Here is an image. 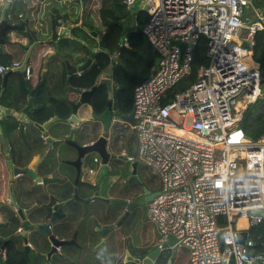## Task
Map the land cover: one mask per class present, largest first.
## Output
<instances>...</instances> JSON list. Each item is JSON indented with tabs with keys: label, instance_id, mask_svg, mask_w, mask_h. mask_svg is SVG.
<instances>
[{
	"label": "built area",
	"instance_id": "1",
	"mask_svg": "<svg viewBox=\"0 0 264 264\" xmlns=\"http://www.w3.org/2000/svg\"><path fill=\"white\" fill-rule=\"evenodd\" d=\"M137 1L123 4L133 8ZM141 10L147 14L141 31L158 61L133 90L128 124L137 150L126 161L145 165L159 180L158 194L144 206L158 233L155 247L174 237L167 250L183 246L187 264H230L231 257L233 264H264V246L249 235L264 224V132L248 139L241 127L245 110L264 101V68L255 59L256 45L264 49V5L145 0ZM202 40L207 63L189 82ZM119 45L127 46L126 37ZM19 64H1L0 73ZM30 74L27 64L26 80ZM92 163L87 175L99 170V158Z\"/></svg>",
	"mask_w": 264,
	"mask_h": 264
},
{
	"label": "trees",
	"instance_id": "2",
	"mask_svg": "<svg viewBox=\"0 0 264 264\" xmlns=\"http://www.w3.org/2000/svg\"><path fill=\"white\" fill-rule=\"evenodd\" d=\"M14 2L17 0H13ZM83 2L84 13L82 25L79 28L73 29V32L82 36L87 41L89 40L93 48H98L91 66L79 73L63 76L61 82L58 80L60 93L62 98L58 99L48 97L41 94V90L36 92L35 102L36 107L30 112V117L34 122L43 124L47 122L53 115L60 118L59 122L51 125L55 128L56 137L62 138L64 141L55 150L48 151L46 157L37 167V173L41 176H51L55 180L46 184L33 185V179L27 175H19L14 181V192L20 206L32 209L29 211V219L34 223L45 222L51 213V207L57 203L72 197L74 190L77 189L82 198H88L93 195L98 188L101 198L95 199L87 204H84L78 199H71L65 203L62 209L66 215L56 220L52 224L53 233L61 239H70L76 234L77 245H64L62 254L52 255L50 264H114L116 257L119 254L117 242L118 230L109 231L102 239L101 233L97 228H104L114 225L125 212V206L119 203L105 201L103 198L118 199V200H135L143 194V189L146 188L150 192L159 190L158 179L153 175L148 167L138 163L137 177L140 183L129 181L128 176L120 175L129 171L127 162L119 158V155H136L137 142L134 131L126 122L124 125L117 126L111 133V150L112 158L109 162L110 169H120V173L115 175L111 182L105 185L104 180L99 184L95 180L80 178L77 183L74 179L76 176L75 168L63 161L68 160L65 157L69 155L72 160L76 157V151L65 144V141L70 139L74 134L75 139L80 144H85L96 139L100 133V127L96 123H90L89 120L79 123L74 127H70L66 122L70 116L71 108L66 101V95L72 94L67 92V86L88 89L93 86L99 76L108 71L112 84L116 88L113 94V103L116 109L122 114H129L132 110L133 90L134 87L148 79L156 66L158 56L152 49L150 43L144 36L141 30L136 29V26L143 27L147 14L144 10L135 11L126 8L123 0H81ZM99 1V2H98ZM5 2V0H4ZM98 8V9H97ZM102 19L101 24L103 30L97 28L92 20L95 10ZM119 11V12H118ZM8 14L15 16L18 14L16 6L8 10ZM133 15L136 19V25L132 26L127 32L121 24V21L128 16ZM89 31H95L96 36H91ZM124 36L127 39V46H120V38ZM101 43V48L98 44ZM91 51L85 48L84 56L79 59L78 63L84 62ZM117 53L116 57L112 55ZM5 55H0V62H3ZM255 59L260 66L264 68V49L260 44L255 48ZM5 62V61H4ZM32 64L35 60L31 61ZM30 65V78L25 79V76L20 72H13L18 75L17 85L14 90L6 89L4 96L9 97L8 107L19 109L20 102L26 98L27 91L24 84L32 77L33 65ZM207 59L204 55V41H201L200 46L195 52L193 62L191 64V73L188 81H194L197 76V69L200 65L206 64ZM35 65V64H34ZM182 86L177 88L180 91ZM2 92V77L0 75V93ZM11 92V95H10ZM107 87L99 86L97 91L92 96L93 113L99 114L106 107ZM34 95V96H35ZM73 97V94L71 95ZM71 97V98H72ZM3 99L2 103H5ZM7 128H3L4 134L10 138L18 132L17 122L10 120L6 124ZM241 127L248 139H256L264 132V101L256 106L249 107L244 112V119L241 122ZM53 130V129H52ZM13 133V134H12ZM19 133V132H18ZM32 134V135H31ZM16 143H13L14 151L12 156L16 164L22 168L28 167L34 157L42 154L46 149L44 138L37 129L30 124L27 130L26 143L23 142L19 133ZM12 139V138H11ZM63 150L62 157L58 158L56 151ZM5 175V174H4ZM4 186V185H3ZM6 190H3V192ZM0 245L2 240L11 238L20 227V222L16 211L8 204L4 203L0 206ZM250 237L257 243L258 248L263 249L264 243V224L249 232ZM19 238L11 239L14 242L13 250L7 252V257L4 263L12 264L17 261L16 256L12 254L19 251L17 242ZM30 240L34 245V264H45L47 261L44 253L49 250V241L47 235L42 231L32 232ZM177 251V246L170 250H164L157 258L156 264H168V260L174 252L171 259V264H185L188 262V252L185 248ZM18 253V252H17ZM32 257V258H33ZM31 258V260H32ZM185 258L186 260H183ZM19 264H28L22 257L19 258Z\"/></svg>",
	"mask_w": 264,
	"mask_h": 264
},
{
	"label": "crops",
	"instance_id": "3",
	"mask_svg": "<svg viewBox=\"0 0 264 264\" xmlns=\"http://www.w3.org/2000/svg\"><path fill=\"white\" fill-rule=\"evenodd\" d=\"M4 3L9 4V9L16 6L18 14L15 16L9 15L8 17L9 19L11 18V20H13L15 24H23V26L20 29L10 31L4 44L0 46V55H5V59L3 60V62H0V65L10 64L12 61L21 63L27 52H29L28 64L31 61L35 60V65L31 62V64L33 65L32 77L29 81L25 80L26 83L24 84V88L27 91V95L25 100L23 102H20L19 109L8 107L7 105L9 103V99L11 98H9L8 96H4V91L6 89L11 91L15 89L17 85L18 75L11 72L6 80L5 85H3L2 78V92L0 93V146H5V143L7 141L16 143L17 137L19 138V131L15 132L14 136H12L11 139L10 136L7 137L4 134L3 128H7L6 124L10 120H14L15 122H17L18 127L21 121H27V118L22 112V109L27 104L30 92L38 86V91L41 90V94L46 95L45 98H62L63 96L60 93V90L56 88H59L58 80L61 82L63 76L68 75L65 62L67 61L72 65L81 64L78 63V61L84 56L85 48H87L89 51L96 50V48L92 47L89 40L87 41L82 36L77 35L73 32V29L79 28L82 25L85 6L83 5V2L81 0H17L15 2L13 0H5ZM2 7L0 8V14ZM4 73H0L1 77ZM71 95L72 94H67L66 97L71 99ZM35 97L36 95L33 97L32 110H34L36 107ZM3 99H6V104L2 103ZM90 111V107L86 105L81 106L78 109L77 116L81 120L80 123L85 122L90 118ZM29 125L30 124L26 125L24 136L27 135ZM68 125L70 127H74L77 125V123L72 124L68 122ZM52 129L51 131L49 130V132L52 136L56 137L55 128L52 127ZM5 151L6 154H1L0 152L1 161H3V155L6 157V159L13 158V154L11 152H8L6 148ZM62 151L63 150L56 151V155H59L57 156L58 158H64L61 156V154L63 155ZM65 158L70 160L69 155ZM12 160L15 159L13 158ZM62 160L65 161V159ZM93 166L94 164L92 163V160L90 164H88V162H86L85 160L82 168V173L84 174V176L82 174L80 178H87L96 181L98 170L95 174L89 176L85 173L88 167ZM3 173L5 174L3 175L4 186L0 189V198L2 199L5 198L4 196L6 194L5 191L3 192V190L7 191V186L9 183L7 172L5 171ZM138 211V209L133 210L128 218V221H126L122 229L118 230L117 242L120 241L123 244V250L125 248V241H127L128 238L131 239L132 237L131 229H127L128 225L131 221H133L132 223H134L138 220L137 217L135 218V214ZM60 212L65 211L61 208ZM19 230L20 228L18 229V231ZM137 236L140 239L139 232ZM118 237L120 238L118 239ZM28 244L30 246V249L27 254H23L21 251L22 241L17 244L19 251H15V253L12 254L14 257L16 256L17 261L12 264H19V258L21 257V255L28 262V264H34V245L30 239H28ZM62 247H60V254H62L63 251ZM150 247L153 248L152 246ZM122 254L124 256L123 251ZM6 257L7 255L4 253V251H2L0 253V263H4ZM117 257V261H119L120 254H118ZM49 262L50 260L47 259L45 264H50ZM122 264L124 263L122 262Z\"/></svg>",
	"mask_w": 264,
	"mask_h": 264
},
{
	"label": "water",
	"instance_id": "4",
	"mask_svg": "<svg viewBox=\"0 0 264 264\" xmlns=\"http://www.w3.org/2000/svg\"><path fill=\"white\" fill-rule=\"evenodd\" d=\"M9 4L4 3L3 7L1 9V14H0V46L4 44L6 41L7 35L10 31L20 29L23 24H15L12 23V21L9 19ZM264 13V11H263ZM136 29L141 30L140 26H136ZM90 35L96 36L97 40V33L95 31H89ZM122 36L119 40L121 43L123 40ZM172 44H176L181 48V51L183 50V45L173 41ZM245 45H247L245 43ZM98 47L101 48V43L98 44ZM0 53H1V48H0ZM97 53V50H92L89 54V56L82 62L81 64L78 65H72L69 62L66 63V70L68 75H73L77 73H81L85 70H87L91 64L92 61ZM28 56L29 52H27L26 56L24 57L23 61L19 64V66L13 68L10 71L5 72L2 75L3 78V85H5L6 80L11 72H20L21 74L24 75V70L26 65L28 64ZM105 85L108 89V92L111 93V88H112V80L110 78V74L105 71L103 72L99 78L97 79L96 83L91 86L88 89H81L78 87H73L71 85L67 86L68 92L73 94V97L71 99L66 98V101H68V104L70 105L71 112L70 116L67 118L66 122L68 123H80V118L77 116V111L81 106H88L91 107L92 105V96L94 93L97 91L99 86ZM39 87H35L31 92L27 100L26 106L22 109V112L25 114L27 121H21L18 127V131L21 135V137L26 141L25 139V128L27 124H32L37 131L42 135L44 138L45 145L47 146V149L39 155H36L32 163L26 167V168H19L17 166H14L11 161L8 159L5 161L4 166L6 167V170L8 172V186H7V191L5 194V198H0V206L4 203L12 206L14 210L16 211V214L18 215V219L20 222V230L18 234H16L15 238H22L23 243H24V254H27V252L30 249V246L28 244V239H30L32 232L35 231H42L47 235L48 241H49V250L44 253L46 258L50 260L52 255H60L59 251L57 248H60L64 245L68 244H74L77 245L76 241V234H74L70 239H61L57 238L56 235L52 231V224L58 220L63 218L66 215V212H60V209L65 205L66 202H68L71 199H78L82 201L84 204H87L95 199L101 198L99 196V190L98 188L94 191V194L88 198H82L78 190L75 189L74 193L71 198L66 199L61 202L55 203L51 207V213L49 218L43 222V223H34L29 219L28 213L32 209L30 208H24L20 206V204L17 201L15 192H14V181L19 175L27 174L33 179V185L37 184H46L48 182H51L55 180L54 177L51 176H41L38 175L37 173V167L44 158L46 157L48 151L50 150H55L62 144L64 141L60 137H54L51 135L49 132L50 127L52 124L59 122L60 118L57 116H53L50 118L47 122L40 124L38 122H34L31 117H30V111L32 110V105H33V97L38 91ZM111 101L108 102L107 109L98 115H95L94 117L97 119H104V116L109 114L110 115L113 113L115 116L119 117L122 121H125L127 123H132V111H130L129 114H119L118 112H111ZM107 124L105 126V130L107 129ZM65 144L69 145L76 151V157L72 160H65L66 163L72 165L75 170H76V176H75V183L78 182L80 179V176L82 175V166L85 161V159L91 155L93 157H98L100 160V166L97 174V180L96 183L99 184L101 180L107 176L110 172V167H109V162L110 159L112 158V153L108 149V140L105 136H98L96 140L92 144H80L76 141L75 135L73 134L70 139L65 141ZM56 146L54 148L53 146ZM119 158L122 159L123 161H126V155L121 154L119 155ZM137 166L138 163L136 161H133L129 163L130 167V174H129V181L131 182H137L140 183L138 177H137ZM4 167H0V189L4 185ZM158 193L156 192H150L148 189L144 188L143 189V194L140 195L137 199L129 201V200H118V199H108V198H103L105 201L112 202V203H119L125 206V212L124 214L120 217V219L111 226L104 227V228H97L102 236V239L100 240V243L104 241V236L112 230H120L122 225L125 223V221L129 218L131 215V212L133 209L137 208H143L147 202L152 200ZM246 238V232L243 231L240 233V239L243 242ZM175 238L170 237L168 242H163L161 244L162 249H160L158 246L154 247L153 249H150L144 253L142 257H134L131 252L129 251L128 248L124 249V256H123V262L124 263H134V264H156V260L158 256L164 251L169 249V246H173L175 244ZM6 246V243H3L2 246L0 247V251L4 249ZM174 252H172L171 257L168 260V264H171V259L173 257ZM230 264H233V257L230 259Z\"/></svg>",
	"mask_w": 264,
	"mask_h": 264
},
{
	"label": "rangeland",
	"instance_id": "5",
	"mask_svg": "<svg viewBox=\"0 0 264 264\" xmlns=\"http://www.w3.org/2000/svg\"><path fill=\"white\" fill-rule=\"evenodd\" d=\"M144 1L145 0H138L136 2V4L134 5V7L131 8V10L135 11V13L138 12L139 10H141V5L143 6ZM253 3H257V5H259V6L260 5H264V0H253ZM2 5H0V8L2 7ZM97 9L95 10V14L92 16V20H93L94 24L97 26L98 29L103 30V27H102V24H101L102 19H101L100 15H99ZM128 9H130V8H128ZM244 22L248 23V21H244ZM121 24H122V26L124 28V31L127 32V31H129L131 29V27L133 25L134 26L136 25V19H135V17L133 15H131V16H128L125 19H123L121 21ZM126 42H127V39H126ZM96 50L98 51L99 49L96 48ZM119 124L121 125V123H119ZM22 140H23V142H25L23 138H22ZM0 152H1V154L6 153V151L4 150L3 147H0ZM92 157H93V155H91V156H89L87 158L88 159V164H90ZM124 162H126V161H124ZM128 165H127V168H129ZM116 169L117 168L110 169L109 174L106 176V178L104 180L105 185H107L109 182H111L112 178L115 175L120 173L121 170L120 169L116 170ZM128 174H129V172H126L124 174L121 173L120 175L128 176ZM158 183H159V181H158ZM137 209L139 210L138 211L139 213L136 212L135 218L137 217L138 220L136 222H134V223H132L133 221H131L130 224L128 225V228H127L128 230L131 229L132 237H131V239L128 238L127 241H125V243H124L125 244V248L128 247L129 251H132L133 253H136L137 249H140L142 251H148V250L151 249L150 246H152L154 248L155 244H156V242L158 240V233H156L157 231H156L155 227L148 221V219L146 217V214L144 212V208H137ZM137 209H133V210H137ZM146 220L148 221V223L146 222ZM126 221H128V219ZM126 221H125V223H126ZM123 225H122V227H123ZM122 227H121V229H122ZM138 232L140 234V239L137 236ZM119 238L120 237H118V239ZM176 246L178 248L177 251H181L180 247L184 248L181 245H176ZM118 247H119V254H120L119 258L120 259H119V261H116L114 264H122V262H123L122 261V258H123L122 257L123 256L122 251L124 252V250H123V244L120 241H118ZM183 260H186V259L183 258ZM127 264H131V263H127ZM182 264H185V261L182 262Z\"/></svg>",
	"mask_w": 264,
	"mask_h": 264
},
{
	"label": "flooded vegetation",
	"instance_id": "6",
	"mask_svg": "<svg viewBox=\"0 0 264 264\" xmlns=\"http://www.w3.org/2000/svg\"><path fill=\"white\" fill-rule=\"evenodd\" d=\"M116 91V88L114 87V85L112 84V88H111V93H109L108 92V89H107V92H106V94H107V100H106V107L104 108V110H102V112L101 113H103L106 109H107V105H108V102L109 101H111V105H112V108H111V112H118L120 115L122 114L118 109H116L115 108V106H114V103H113V94H114V92ZM90 109H91V111H90V118L88 119L89 120V122L90 123H96V124H98L99 125V127H100V133H99V135L98 136H100V135H102V136H105L106 138H107V140H108V149H109V151H111V153H112V150H111V133H112V131H113V129L115 128V127H117V126H120V124L119 123H121V125H124L126 122L125 121H122L119 117H117V116H115L113 113L110 115V113L109 114H107V115H105L104 116V119H97V118H95L94 116L95 115H98V114H95V113H93V109H92V106L90 107ZM101 113H99V114H101ZM106 124L108 125L107 126V129L105 130V126H106ZM97 136V137H98ZM96 137V138H97ZM96 139H94V140H91V141H95ZM90 142V141H89ZM89 142H87V143H85V144H90ZM24 143H26L27 144V142L25 141ZM6 146V147H5ZM5 146H0V147H3L4 148V150H5V148L7 149V151L8 152H13L14 151V146H13V143L12 142H9V141H7L6 143H5ZM47 147V146H46ZM54 148H56V146L54 145L53 146ZM53 151V150H52ZM4 154H6V153H4ZM77 154V153H76ZM113 154V153H112ZM39 155V154H38ZM125 155V154H124ZM2 157V156H1ZM96 157V156H95ZM14 158V157H13ZM12 158V159H13ZM35 158V157H34ZM88 158V157H87ZM85 159L86 160V162H88V159ZM93 158V157H92ZM98 158V157H97ZM2 159H3V161H1L0 160V167L2 166V168L4 167V171H6L7 172V170H6V167L4 166V164H5V161L6 160H8V159H6V157L3 155V157H2ZM12 159H9L10 161H11V163L14 165V166H17V167H19V168H22V167H20L18 164H16V162H13V161H15V160H12ZM34 160V159H33ZM92 160V159H91ZM85 162V161H84ZM127 162V161H126ZM128 164H129V162H127ZM83 165H84V163H83ZM129 166V165H128ZM82 168H83V166H82ZM129 174H130V167H129ZM7 174H8V172H7ZM83 174V173H82ZM128 174V175H129ZM87 175V174H86ZM83 176H84V174H83ZM89 176V175H88ZM129 177V176H128ZM84 179H87V178H84ZM12 207V206H11ZM13 208V207H12ZM144 208V207H143ZM14 209V208H13ZM18 216V215H17ZM0 224H1V216H0ZM18 230H17V232L16 233H14L13 235H12V237L11 238H6L5 240H2V243H1V245H0V247L2 246V244L3 243H6V246L4 247V249L2 250V251H4V253L7 255V252L11 249V250H13L14 249V246H13V244H14V242H11V239H14L15 238V236H16V234H18ZM20 240H18L17 242H21L22 241V253L24 254V250H23V248H24V245H23V240H22V238H19ZM18 244V243H17ZM151 249H153V248H151ZM2 251H0V253L2 252ZM14 253V252H13ZM117 258L118 257H116V260H115V262L117 261ZM122 261H123V258H122ZM114 262V263H115ZM124 263V262H123ZM124 264H127V263H124ZM131 264H134V263H131Z\"/></svg>",
	"mask_w": 264,
	"mask_h": 264
},
{
	"label": "bare ground",
	"instance_id": "7",
	"mask_svg": "<svg viewBox=\"0 0 264 264\" xmlns=\"http://www.w3.org/2000/svg\"><path fill=\"white\" fill-rule=\"evenodd\" d=\"M263 96H264V93H263Z\"/></svg>",
	"mask_w": 264,
	"mask_h": 264
}]
</instances>
